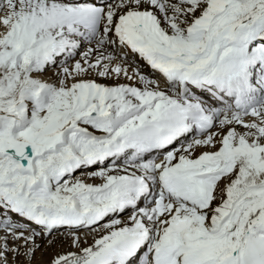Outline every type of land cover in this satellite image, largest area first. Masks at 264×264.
Masks as SVG:
<instances>
[{
    "label": "snow or ice",
    "instance_id": "1",
    "mask_svg": "<svg viewBox=\"0 0 264 264\" xmlns=\"http://www.w3.org/2000/svg\"><path fill=\"white\" fill-rule=\"evenodd\" d=\"M0 264H264V0H0Z\"/></svg>",
    "mask_w": 264,
    "mask_h": 264
},
{
    "label": "bare ground",
    "instance_id": "2",
    "mask_svg": "<svg viewBox=\"0 0 264 264\" xmlns=\"http://www.w3.org/2000/svg\"><path fill=\"white\" fill-rule=\"evenodd\" d=\"M127 215V213H125ZM89 243H91V238H89ZM68 248V242L67 241H61L57 240L56 244L53 245L51 248H48L45 250L43 244L39 251H37L36 254V260L37 261H46L50 258V256L57 251H62Z\"/></svg>",
    "mask_w": 264,
    "mask_h": 264
}]
</instances>
